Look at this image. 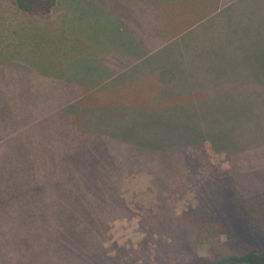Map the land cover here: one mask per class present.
Segmentation results:
<instances>
[{"label":"rangeland","instance_id":"1","mask_svg":"<svg viewBox=\"0 0 264 264\" xmlns=\"http://www.w3.org/2000/svg\"><path fill=\"white\" fill-rule=\"evenodd\" d=\"M119 1H64L82 11L79 23L71 19L67 29L60 5L41 23L26 21L19 48L4 40L11 35L1 24L0 175L6 181L13 174L7 207L18 216L29 207L45 214L32 223L36 231L73 221L69 243L62 244L66 257L78 255L75 264H108L103 258L162 264L164 254L171 260L163 264H199L194 258L212 259L215 252L264 251V133L254 143L238 141L229 153L209 139L183 148L224 119L239 122V132L247 116L264 120V21L242 20L241 2L220 17L185 7L180 41L125 72L127 62L90 42L105 35L98 24L104 8L116 3L115 16L122 17ZM192 16H200L198 26ZM86 52L91 80L124 73L94 89L66 83L81 77ZM119 175L117 197L126 211L107 218L100 253L91 255L93 222L110 212Z\"/></svg>","mask_w":264,"mask_h":264},{"label":"trees","instance_id":"2","mask_svg":"<svg viewBox=\"0 0 264 264\" xmlns=\"http://www.w3.org/2000/svg\"><path fill=\"white\" fill-rule=\"evenodd\" d=\"M59 0H12V3L14 6L17 7L19 11H21L25 16L29 18L34 19H45L49 17L50 15L54 14L55 9H61L60 3H58ZM241 2V16L242 20L246 19V15L252 16V18L259 19L260 22L264 21V10H258L255 11L253 8L254 0H250V6H244L246 1L241 0L238 1V3ZM236 4V5H237ZM234 5V6H236ZM229 7L225 10H223L221 13L217 14L218 17L220 15L226 13L232 12V8ZM261 7V6H260ZM216 17V16H215ZM252 24H254L252 22ZM251 24L250 31L253 34H257L259 32L258 25L256 27H253ZM245 47L250 48V45H247ZM88 64L83 67L85 70H87ZM82 68V69H83ZM82 71V70H81ZM80 71V72H81ZM56 77L62 76L59 73H64L63 71L56 70L53 71ZM55 77V78H56ZM80 78V77H77ZM75 79H70L66 83L73 84ZM78 82V80L76 81ZM78 109L77 104L73 106H67L66 110L64 112H74V110ZM256 122H261L256 123ZM30 123L20 124V126H24ZM133 122L129 121L126 122V126L132 125ZM239 122H236L235 120H232L231 118L224 119L222 124H219L214 127L212 130L203 129L201 132L197 133L196 139L187 140L186 144L183 146V148H188L189 146H197L201 142V140H207L209 139L213 143V148L216 151H224V152H231L232 148L235 149V145L238 141L243 140L248 143H254L257 139L255 137L257 135H261V133H264V120L257 121L254 119L249 118L248 116L244 120L243 126L241 128V131L239 132ZM256 128H259V130L256 132ZM239 132V133H238ZM240 133H242V136L240 137ZM4 137V136H1ZM0 137V138H1ZM5 138H2L0 140H3ZM195 143V144H194ZM145 166V165H144ZM139 167V166H136ZM13 177V174L8 172L6 181L3 179V177L0 175V264H75V260L77 259L78 255L74 253L73 259L69 258L70 256L64 254V246L62 244L63 239H67L69 243V236L70 233L75 230L74 222H71V226L68 225H56L53 228H40L37 231L34 228V225L32 224L36 218L38 217H44L45 214H38L36 210L31 209V207L24 209L22 213H19V216L17 213H14L11 211L7 204L9 201V196L6 194V189L8 186V181L10 178ZM122 181V176L119 175V178L117 179L114 187H113V193L110 196L113 202L107 203V207L111 208L110 212L107 215H104L102 219L95 220L93 222V226H95V231L98 236L95 239V243L90 242L94 246L93 252L91 251V255H95L96 251L99 252L100 245L104 243V237H103V227L107 223V218L115 217L116 214L123 213L126 211L125 204L123 201L119 200L117 197L118 190L120 188ZM172 182L168 183L171 184ZM166 189L171 186L168 185ZM43 184L36 185V191H39L40 194H46L44 191L45 187L41 186ZM44 185H48L49 190L51 187L48 183H44ZM159 188H161V184H158ZM49 192V191H48ZM108 195V196H109ZM18 200V198L14 197L12 201ZM5 205V208L2 207ZM19 222V223H18ZM234 228V227H233ZM237 228V227H235ZM176 233V232H175ZM197 237V233H196ZM176 239V238H175ZM35 240V241H32ZM177 240V239H176ZM68 249L72 251L70 244L68 245ZM210 251H217L216 245H213L209 248ZM166 251L162 250V253L164 254ZM100 253V252H99ZM216 255L212 259L208 260H197L194 258L196 263L199 264H264V251H248L244 255H230V256H224L217 252H215ZM101 255V254H100ZM165 255V254H164ZM161 256L162 264L166 260H171L168 256ZM103 258V257H102ZM103 260L108 263L112 264L111 262H114L115 260H109L103 258Z\"/></svg>","mask_w":264,"mask_h":264},{"label":"crops","instance_id":"3","mask_svg":"<svg viewBox=\"0 0 264 264\" xmlns=\"http://www.w3.org/2000/svg\"><path fill=\"white\" fill-rule=\"evenodd\" d=\"M60 1L62 3L60 5H63L65 9L61 18L64 17L63 21L66 27L68 23L71 22V19L73 22L79 23L82 11L79 12L73 7H68L67 4L69 0H59L58 3H60ZM64 1L67 4L64 5ZM238 1L241 0H120L119 6L123 8L122 17L115 16L117 12L116 3L108 5L110 8L109 10L104 8L103 13L106 17L98 24L105 28L103 30L105 35L101 36L98 42H90L94 44L93 47L96 49L101 51L108 50L107 56L116 57L120 62H127L129 65L125 72H129L139 65L145 64L151 57L153 58L160 52L169 48V45L172 43L180 41V23L185 20L183 17L185 7L193 8V12L195 13H200L202 9H206V14L215 13L214 16H216L223 10L236 5ZM242 5L250 6V3L245 2ZM254 5L264 7V0H256V4L254 3ZM60 8L61 9H55V12L62 11L63 8L61 6ZM0 13L3 15L0 18V22L2 21L0 26L2 27L1 24L4 25L2 27L4 30L3 33L8 32L11 35V39L4 40L8 43L11 42V44L17 45L18 48L19 45L25 42L23 30L26 21L28 20V23L31 21L34 23L42 22L41 19L38 20L25 16L14 6L12 0H0ZM149 17L151 20L147 21ZM121 18L122 20H120ZM198 18H200V16L196 18L192 16L189 21H191L192 24L196 22L197 25L194 26H198ZM139 28L142 29V31ZM71 32H73L72 29ZM178 45H180V43H178ZM91 52L93 55V50H91ZM88 55L89 54L86 52L84 57L79 61L81 68L85 67L86 64H88V67L87 70L84 68L82 69L80 78H73L75 79L74 85L82 87L87 85V87L94 89L99 87L98 84L100 82H105L110 77L114 79L121 75L123 70H115L110 71V74H106L103 78L95 76V78L92 77L91 80L89 64L92 63L93 60L89 59ZM19 56L21 55L18 50L16 57ZM97 57L99 61V56ZM174 78L175 77H173L172 80H174ZM77 80L78 82H76Z\"/></svg>","mask_w":264,"mask_h":264}]
</instances>
